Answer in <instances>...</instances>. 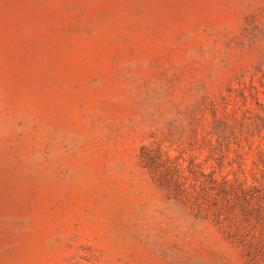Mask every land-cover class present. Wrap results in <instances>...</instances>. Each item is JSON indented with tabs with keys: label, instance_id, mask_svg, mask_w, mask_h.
Returning a JSON list of instances; mask_svg holds the SVG:
<instances>
[{
	"label": "rangeland",
	"instance_id": "rangeland-1",
	"mask_svg": "<svg viewBox=\"0 0 264 264\" xmlns=\"http://www.w3.org/2000/svg\"><path fill=\"white\" fill-rule=\"evenodd\" d=\"M260 171L264 0H0V264H264Z\"/></svg>",
	"mask_w": 264,
	"mask_h": 264
},
{
	"label": "trees",
	"instance_id": "trees-1",
	"mask_svg": "<svg viewBox=\"0 0 264 264\" xmlns=\"http://www.w3.org/2000/svg\"><path fill=\"white\" fill-rule=\"evenodd\" d=\"M142 150V156H146L145 162L146 164L149 166L151 165H156V161L153 158L154 156L150 153V150L145 148L144 146L141 148ZM146 151V153H145ZM144 152V153H143ZM158 156V154H157ZM155 154V157H157ZM154 169V173L155 174H159V165H157L156 167L153 168ZM170 170V169H168ZM261 173V178L258 180V185L257 186H249V187H240V192L242 194L243 199H245L246 201H250L254 198H256V204L258 209L256 210V223H258V218L260 216V206H262L264 208V173L263 171H260ZM201 177H204V179H201L200 176H198V172H194V177H193V181L191 183H185L183 181H174L173 183H171L170 181H167L166 179V183L165 185H163V187L166 190H170L171 188L174 189V191H172L174 193V196H178L179 199H181L182 201H185L184 203H193L196 202L198 204L201 203H205L207 202V200H209V195L210 193L208 192V190L213 189L215 187H219L220 188V192H222L223 196H230V197H237L238 193L236 190V186H234L232 183H228V182H221L218 183L216 179H214L213 177H211V175H207V174H200ZM158 177H160V175H158ZM161 183V182H160ZM227 183V185L225 184ZM219 184V185H218ZM229 199V197H228ZM215 206H220L218 204H214ZM215 213V212H214ZM216 217L219 216V213H215ZM230 219V218H229ZM219 220V219H218ZM231 220V219H230ZM220 222V221H218ZM233 223H235V221L233 220ZM235 225V229L232 227V224L230 225H225V229L226 232H228L229 235L234 236V240L239 241L240 243H242L243 245H247L250 250V254H252V243L250 241L247 240L246 238V234L241 233L239 231V229H243L244 225L242 223H237L234 224ZM253 225V224H252ZM251 225V226H252ZM253 256V254H252Z\"/></svg>",
	"mask_w": 264,
	"mask_h": 264
}]
</instances>
